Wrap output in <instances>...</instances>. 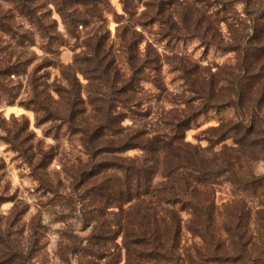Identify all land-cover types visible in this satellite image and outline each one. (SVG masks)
<instances>
[{"label":"trees","instance_id":"16d2710c","mask_svg":"<svg viewBox=\"0 0 264 264\" xmlns=\"http://www.w3.org/2000/svg\"><path fill=\"white\" fill-rule=\"evenodd\" d=\"M48 1L57 7L72 36L79 25H89L90 17L101 23L85 40V51L76 54L71 63L59 64L45 57L37 65V71L59 68L61 76L49 84L45 71L33 85L35 95L25 103L34 108L38 125L58 123L78 137L88 155L85 163L80 161L74 191L84 202L81 214L89 234L80 247L60 242L61 260L71 264V253L77 256V264H264V174H256L252 168L264 159V5L252 9L251 0H240L251 14L252 31L245 39L233 38L223 47L217 42L226 18L221 13L230 11L238 0H192L184 5L185 10L180 0L147 2L143 15L163 24V36L170 42L197 38L208 49L238 53L237 63L226 66L224 73H211L197 64L185 66L191 90V95L181 97L186 108L169 111L163 119L166 127L152 131L148 120L130 119L133 125H125L130 112L137 114L132 107L140 103L137 96L146 81L144 68L149 60L137 52L142 35L128 24L118 25V53L109 43L108 28L100 33L106 20V0ZM209 6L217 9L212 13ZM192 7L195 11H190ZM231 23H227L230 29ZM78 74L83 75L86 86ZM228 108L235 117L221 119L208 146L186 140V132L207 114ZM229 138L231 145L225 143ZM220 143L221 149H216ZM131 149L140 154L125 156ZM24 154H32L31 160L38 155L41 167L50 163L32 143ZM113 154L116 159L109 157ZM97 157L99 161H94ZM222 180L258 202L251 206L241 198L225 206L222 229L226 239L214 230L216 186ZM182 212L190 213L189 227L202 240L197 257H189L188 262L179 252ZM18 218L15 213L12 224ZM41 221L37 214L30 224L26 252L13 244L12 225L5 232L0 228V264H30L45 229ZM62 235L76 237L67 230ZM119 238L125 259L114 261Z\"/></svg>","mask_w":264,"mask_h":264},{"label":"rangeland","instance_id":"374dc122","mask_svg":"<svg viewBox=\"0 0 264 264\" xmlns=\"http://www.w3.org/2000/svg\"><path fill=\"white\" fill-rule=\"evenodd\" d=\"M148 1L106 0V20L100 33L108 28L109 43L114 44L118 53L121 46L118 25L128 24L142 35L137 52L149 60L144 68L146 81L141 84L137 96L140 103L132 107L137 114L130 112L125 125H133L130 119H143L145 122L150 121L152 131H157L166 127L163 119L170 115L169 111L186 108L181 97L191 95V90L186 82L185 66L190 68L192 64H197L211 73L220 70L224 73L226 66L233 67L237 63L238 53L225 48L208 49L197 38L170 42L163 36L164 25L150 22L143 15ZM180 1L181 9L185 10L184 5L192 0ZM251 4L252 9L257 8L264 5V0H251ZM209 8L212 13L217 9L216 6ZM57 11V7L48 0H0V228L5 232L9 224L12 225L10 232L13 244L26 252L30 224L40 214L45 229L40 235L37 250L29 259L30 264H66L58 254L60 242L68 243L72 248L80 247L85 244L84 239L89 234L81 214L84 202L80 200L78 191H74L80 161L85 163L88 155L78 137L59 127L58 123L38 125L34 108L25 104L35 95L33 85L38 84L37 78L45 71L49 84L61 76L59 68L51 66L37 71V65L45 57L59 64L71 63L76 54L85 51V40L101 26L97 19L90 17L89 25H79L75 36H72L66 31ZM190 11H195L194 7ZM248 13L240 0L230 11L222 12L221 16L226 15V18L221 22V34L217 42L225 47L233 42V38L245 39V35L252 31L251 14ZM228 22H232L231 29ZM245 28L248 31L243 33ZM156 58H159L158 62H151ZM78 77L86 86L83 75L78 74ZM52 94L57 97L54 90ZM83 95L86 98L87 92L84 91ZM147 113L150 116L144 118L143 115ZM230 116H234L232 108L220 113L211 111L196 127L186 132V140L208 146L209 137L214 134L213 128L220 124L221 119L227 120ZM28 136L32 138L30 142H25ZM30 143L40 147L46 154L50 160L47 167L39 166L38 155L32 160V154L25 156L24 149L29 148ZM225 143L231 145L232 139H227ZM222 145L218 144L216 149H221ZM139 154L137 149L124 153L130 158ZM109 157L116 159L117 155ZM99 159L97 157L94 161ZM252 168L256 174H264V159L254 163ZM241 198H245L251 206L258 204L255 198L235 191L226 180L216 186L214 230L222 239H226L222 229L225 206ZM15 213H18L19 220L12 224ZM181 215L183 229L179 252L188 262L189 257H197L202 240L189 227V223H192L190 213L182 212ZM64 230L76 237L65 239L62 237ZM118 244L114 250V261L125 259V252L120 247L121 238ZM76 257L70 253L71 264H77Z\"/></svg>","mask_w":264,"mask_h":264}]
</instances>
